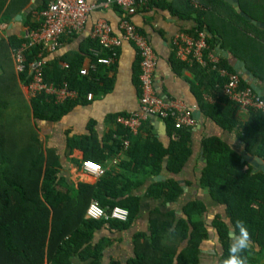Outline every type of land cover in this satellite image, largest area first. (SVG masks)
Instances as JSON below:
<instances>
[{
  "label": "trees",
  "instance_id": "trees-1",
  "mask_svg": "<svg viewBox=\"0 0 264 264\" xmlns=\"http://www.w3.org/2000/svg\"><path fill=\"white\" fill-rule=\"evenodd\" d=\"M238 1L245 15L264 24V0ZM4 3H0V11ZM153 6L169 11L182 21L195 23L182 31L193 35L205 31L210 51L220 55L222 67L233 71L220 54V45L237 58L245 59L251 70L264 78V30L251 25L229 2L157 0L149 7ZM113 7L121 15V9ZM21 43L7 44L0 40V264H73L70 260L73 256L88 261L87 264H102V246L92 243L93 233L106 227L121 231L132 224L139 211L141 196L129 194L130 189L138 188L148 180L144 197L170 204L178 201L182 193L178 182L171 178H155L163 169L169 174H178L185 167L192 155L193 128H176L173 118H166L168 145L155 136L133 134L122 126L108 133L103 145L97 144L94 135L71 139L70 148L80 147L85 160L102 165L104 160L124 149L129 160L106 170L95 185L70 186L62 197L59 177L54 170L57 156L39 138V125L58 122L77 104L85 102L88 93L98 96L109 92L113 79L100 78L98 72L114 65L101 66L96 75L81 77L79 56H74L72 61L64 57L49 61L48 55L45 81L55 85L66 82L78 93V98L62 104H54L43 94L27 98L22 87L28 86L30 78L27 73H15L11 55V50ZM94 47L90 40L86 53ZM39 51L38 46L31 49L28 62ZM60 62L66 67H59ZM172 62L175 71L188 68L195 75L201 91L198 97L202 114L227 130L239 131L244 151L264 160V113L248 109L247 121L237 123L235 114L239 106L223 94L224 79L216 71L199 64L188 66L176 55ZM241 86L249 85L241 78ZM205 94L211 95L215 102L206 101ZM125 139H129L127 147ZM200 154L204 159L200 186L208 190L213 204L224 208L228 218L227 221L218 215L213 221L222 246L218 264L228 256L231 230L238 234L236 224L239 221H243L250 232L249 249L253 251L248 249L244 253L248 264H264V173H244L246 161L242 154L216 137L202 142ZM107 189L112 198L100 194L99 191ZM93 200L102 207L119 205L127 208V221L86 218ZM209 207L200 201L190 202L183 206L181 218L174 210L150 211L149 234L134 237V258L126 264H201L200 252L206 238L208 224L205 217ZM110 264L120 263L113 261Z\"/></svg>",
  "mask_w": 264,
  "mask_h": 264
},
{
  "label": "crops",
  "instance_id": "crops-1",
  "mask_svg": "<svg viewBox=\"0 0 264 264\" xmlns=\"http://www.w3.org/2000/svg\"><path fill=\"white\" fill-rule=\"evenodd\" d=\"M4 1V7L0 11V40L7 44L23 41L30 26H36L40 22L39 12L46 4V0H0ZM104 0H88L90 4H98ZM170 1V0H169ZM119 14L114 9L100 8L93 12L82 33L62 40L61 48L49 56L48 60H60L68 58L72 61L74 56H79L80 70L87 68L90 64L89 54L86 53L90 44V33L98 19L106 20L114 32L117 33ZM133 22L140 32L147 36L153 49L158 56V65L155 71L154 88L158 94L165 97L177 99L188 107L194 108V112H199L200 118H196V125L192 129V155L185 167L178 174H169L165 169L160 174L161 179H174L180 185L182 193L176 203H164L163 200H156L144 197L148 180L138 188H132L129 194H139L141 196L139 211L135 220L125 230L117 231L109 228H101L93 233L92 243L102 246L101 262L110 264L118 262L126 264L128 260L134 258L135 239L137 234L148 235V219L150 211L160 209L161 211L174 210L178 218L183 216L182 208L193 201H200L210 206L209 213L205 219L208 224L206 238L204 239L200 259L201 264H218L221 253V243L218 233L213 227V221L219 216L222 219L228 218L224 213V208L216 206L211 202L209 192L202 189L199 178L203 167L204 159L200 154L201 144L210 137H216L227 146L238 153L246 156L241 136L237 130H227L223 125L207 119L199 109V97L201 92L197 87L195 75L188 68L177 72L173 67L175 58L172 46V38L182 31V28L195 26L193 22L182 21L172 16L169 11L157 7H148L139 10L133 16ZM221 47V45H220ZM220 54L226 58L227 63L233 71L239 74L236 67L240 64L245 75L244 80L249 86L253 85L258 93L264 96V78L257 76L244 59L234 56L229 49H219ZM59 67H66L60 62ZM249 73L248 75L245 73ZM16 73V72H15ZM1 74V70H0ZM101 77L112 78V89L104 94L93 96L91 101L77 104L66 116L56 123H41L39 125V138L44 144L53 149L57 156V165L54 170L59 177L58 188L62 190L64 197L66 190L73 186L78 188L80 184L95 185L100 179L94 178L82 168L83 161H86L85 153L80 147L70 148L71 139H82L94 135L97 144L104 142L105 136L116 131L120 126L119 116L129 114L139 106L140 97V69L138 67V57L135 47L130 43H123L118 49L116 64L111 68H102L98 72ZM22 92L27 97V87H22ZM206 101L214 103L211 95H204ZM29 98V97H27ZM248 111L242 108L237 109L235 119L237 123H244ZM123 127V126H122ZM143 137L155 136L164 145H168L170 138L167 133V122L157 116H151L142 126L139 132ZM260 158V157H258ZM261 159V158H260ZM129 160L126 150L115 152L102 166L105 170L112 169ZM263 160V159H261ZM91 161V160H88ZM168 160H166L165 164ZM264 163V160H263ZM261 170L254 171V167L246 162L244 173L256 174ZM264 173V172H262ZM107 198H112L111 191H99ZM204 218V217H203ZM234 230H231V235ZM250 250V249H249ZM254 250H257L255 248ZM250 251H253L252 249ZM73 264H87L79 256H73ZM90 261V260H89Z\"/></svg>",
  "mask_w": 264,
  "mask_h": 264
},
{
  "label": "built area",
  "instance_id": "built-area-1",
  "mask_svg": "<svg viewBox=\"0 0 264 264\" xmlns=\"http://www.w3.org/2000/svg\"><path fill=\"white\" fill-rule=\"evenodd\" d=\"M154 1L157 0H104L98 4H90L88 0H46L45 6L39 12L38 27L29 28L20 46L11 50L16 74L27 73L30 78L27 86L29 97L43 94L54 104L78 98V93L66 82L55 85L45 81L46 57L61 48L63 39L82 33L93 12L100 8L117 6L122 11L118 19V32L115 33L106 20L98 19L90 33V40L96 47L89 49L90 64L79 71V76L96 75L101 66L115 65L117 50L123 43H130L135 47L139 61L141 81L139 106L129 114L119 116L118 122L133 134H138L151 116L163 120L172 117L176 128L195 127L194 108L177 99L158 94L154 88L158 56L148 37L143 35L133 22V16L139 10L147 9ZM207 36L205 31H198L197 35L186 31L175 34L172 46L176 58L188 66L199 64L216 71L220 78L224 79L222 91L229 100L244 110L252 109L264 113V96L257 94L250 86L242 87L239 74L222 67L220 55L210 51ZM36 46L40 47V51L28 62L30 51ZM86 99L91 101L93 95L88 93ZM124 144L127 147L129 139H125ZM82 168L96 179H100L106 171L100 163L88 160L83 161ZM128 216V209L123 206L102 207L98 201L93 200L87 209L86 218L126 222Z\"/></svg>",
  "mask_w": 264,
  "mask_h": 264
},
{
  "label": "clouds",
  "instance_id": "clouds-1",
  "mask_svg": "<svg viewBox=\"0 0 264 264\" xmlns=\"http://www.w3.org/2000/svg\"><path fill=\"white\" fill-rule=\"evenodd\" d=\"M236 229L238 234L230 236L228 256L222 264H248V258L244 253L251 247L250 232L243 221L237 222Z\"/></svg>",
  "mask_w": 264,
  "mask_h": 264
},
{
  "label": "water",
  "instance_id": "water-1",
  "mask_svg": "<svg viewBox=\"0 0 264 264\" xmlns=\"http://www.w3.org/2000/svg\"><path fill=\"white\" fill-rule=\"evenodd\" d=\"M225 1H227V2H229L230 4H232L234 7H235V9H236V11L237 12H239L240 14H242L243 16H244V18L246 19V20H248L249 21V23L251 24V25H253V26H255V27H257L258 29H261V30H264V24L263 23H257V22H255V21H253V20H251V18H249L247 15H245L244 14V12L241 10V8H240V5H239V1L238 0H225ZM218 49H220L221 50V47L219 46L218 47ZM236 69L237 70H239V76L241 77V78H246L245 77V75H244V73H243V67L242 66H240V64L236 67ZM238 74V73H237ZM245 74H249V73H245ZM257 94H259L258 93V91L256 90V88L255 87H253V85H251L250 86ZM260 95V94H259ZM200 113L199 112H194V117L195 118H200ZM243 159H244V161H246V162H248L249 164H251L253 167H254V171H256V170H261L262 172H264V163H263V160H261L260 158H258V157H254V156H246V154H244L243 155ZM156 180H160L161 179V177L160 176H158V177H156L155 178Z\"/></svg>",
  "mask_w": 264,
  "mask_h": 264
},
{
  "label": "rangeland",
  "instance_id": "rangeland-1",
  "mask_svg": "<svg viewBox=\"0 0 264 264\" xmlns=\"http://www.w3.org/2000/svg\"><path fill=\"white\" fill-rule=\"evenodd\" d=\"M27 97H29L28 93H27ZM39 132H40V127H39Z\"/></svg>",
  "mask_w": 264,
  "mask_h": 264
}]
</instances>
